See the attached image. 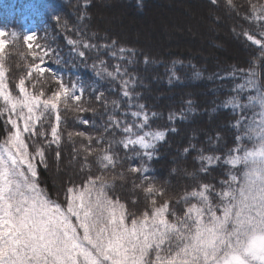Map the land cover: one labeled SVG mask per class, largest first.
<instances>
[{
    "label": "snow or ice",
    "instance_id": "6c2138e0",
    "mask_svg": "<svg viewBox=\"0 0 264 264\" xmlns=\"http://www.w3.org/2000/svg\"><path fill=\"white\" fill-rule=\"evenodd\" d=\"M209 3L219 7L221 0ZM223 4L229 15L235 13L253 27L255 34L241 26L237 35L259 51L247 70L234 68L228 74L240 83L232 89L235 95L219 105L236 117L234 146L223 157L206 155L195 144L183 149L185 155L196 151L200 173L209 174L221 166L227 169L226 178L219 190L200 182L178 198L157 185L149 175V162L185 114L170 112L172 127L153 129L150 121L158 114L139 102L137 77L129 71L134 49L115 40L98 44L87 39L86 33L81 36L87 19L82 11L81 26L75 29L79 38L66 37L72 46L67 60L47 41V28L43 43L37 31L25 32L23 42L33 63L12 88L5 50L19 40L20 33L0 27V264H264V77L258 71L264 67V4L249 0L250 14L241 13L234 0H223ZM33 11L39 14L35 6ZM53 19L67 30L60 16ZM104 54L114 61L111 68ZM149 62L145 56L144 63ZM52 64H83L95 80L89 84L78 72L58 71ZM191 67L199 77L201 73ZM169 71L170 80L178 79L174 67ZM73 75L75 79L68 83L65 77ZM105 79L109 87H98ZM49 80L56 87L47 93L43 85ZM37 84L42 87L37 89ZM117 84L119 99H109L117 93ZM93 99L107 115L99 125L101 134L67 132V141L73 144L72 160L87 177L69 185L63 200L53 199L41 187L38 169L48 167V152L54 151L60 160L66 113L95 115ZM77 122L93 131L98 127L95 119L78 116ZM76 138H80L78 147ZM133 160L140 163H128L126 171L140 181L132 183L144 193L142 210L110 194L117 180L127 179L125 161ZM188 175L198 179L196 173ZM136 203L134 199L132 205ZM180 205L183 208L178 212Z\"/></svg>",
    "mask_w": 264,
    "mask_h": 264
},
{
    "label": "trees",
    "instance_id": "16d2710c",
    "mask_svg": "<svg viewBox=\"0 0 264 264\" xmlns=\"http://www.w3.org/2000/svg\"><path fill=\"white\" fill-rule=\"evenodd\" d=\"M162 1H174L191 3L193 8L202 10L201 19L207 14V18L215 25L223 26L221 32L227 36L232 44L239 48V53L232 51L230 43H223L225 52L219 49L220 43L213 39L209 42L208 50L199 51L187 44L181 43L174 46H161L157 49H147L137 42L130 41L128 31H118L126 39H122L117 32H112L102 28V23L97 20L106 9L119 7L130 10V15L138 19L143 17L149 9H155ZM85 2L87 7L85 8ZM257 5L264 4V0H251ZM241 13H249V0H234ZM36 7L39 14L33 11ZM82 11L87 14L84 20L81 36H85L92 42L98 44L117 41L118 45L134 49L136 56L134 63L129 67L137 77L136 92L140 94V103L145 104L149 111L158 114V118L150 121L153 129H170L172 125L168 121L170 112H184L185 119H177L175 122V132L169 131L163 143L159 144L156 150V156L149 162V175L155 177L158 186L167 189L172 196L179 197L185 190H191V187L200 183H210L217 190L220 188V181L226 178V167L216 166L209 170V174L200 173L199 163L195 157V150H191L187 155L183 153L185 147L195 144L197 148L203 149L206 155H220L223 157L228 150L234 146V129L236 117L232 115L231 109L222 108L219 105L228 96L235 95L232 92L235 84L240 83L238 79L234 80L228 74L235 69L247 70L258 53V48L247 41L243 35H237L241 32V26L253 32V27L235 13L229 15L226 11L223 0L220 6H212L209 0H0V27L8 31L15 30L20 33L19 40L15 44H10L6 48L5 65L8 68L9 86L14 88L21 75L27 73L28 66L33 63L29 50L23 42V35L26 31H37L41 42H44L45 28H47V41L60 51V55L67 60L72 48L67 44L66 37L78 39L75 29L80 25L78 16ZM205 14V15H203ZM58 15L61 18L60 23L67 22V30L58 27L53 16ZM211 18V19H210ZM235 28V32L233 29ZM95 33V37L92 34ZM253 34H255L253 32ZM257 38L259 36L257 35ZM225 46V47H224ZM229 47V48H228ZM149 58V63H144V57ZM94 58V57H93ZM111 68L112 59L104 54ZM47 59V58H46ZM92 59L88 63L91 64ZM49 63H52L49 61ZM192 65L201 75L194 76ZM54 69L67 73L78 72L79 75L89 84L93 83L95 77L90 68H85L83 64L73 67L71 64L63 66L52 64ZM174 67L178 79H169ZM262 77H264V67L259 68ZM48 76V73H45ZM224 76L225 79H220ZM66 81L71 83L75 76H66ZM31 84V82L26 81ZM47 93L56 87L55 82L49 80L47 85H43ZM101 88L109 87V82L105 79L97 85ZM37 89L42 87L37 84ZM117 93L109 95V99H119V85H115ZM35 90V89H31ZM46 93V94H47ZM190 102V103H189ZM92 106L96 108L95 115L92 112L75 113L67 112V129L64 132V141L61 144V156L57 161L55 152L46 153L48 157V167H40L39 181L41 187L46 189L49 196L53 199L63 200V193L66 188L73 184L82 183L86 177V172L80 171L77 161L72 160L73 144L67 141V132L85 131L99 136L101 131L99 125L106 121L107 115L103 107L92 100ZM111 109H109L110 111ZM84 119H95L97 130L93 131L91 126H86L77 122V117ZM0 136H3V124L0 121ZM217 137H220L217 141ZM211 141V142H210ZM77 147L80 138H76ZM86 143V141H85ZM123 155L122 149H117ZM128 163L138 164L140 161H125L123 168L127 179L123 182L117 180L113 192L115 196L129 205L130 208H139L142 210L144 204V193L141 189L133 188V180L140 183L132 174L126 171ZM121 169L118 167L117 171ZM196 173L197 180L188 175ZM136 200V205L132 201ZM183 205L177 207V211H182Z\"/></svg>",
    "mask_w": 264,
    "mask_h": 264
},
{
    "label": "rangeland",
    "instance_id": "374dc122",
    "mask_svg": "<svg viewBox=\"0 0 264 264\" xmlns=\"http://www.w3.org/2000/svg\"><path fill=\"white\" fill-rule=\"evenodd\" d=\"M195 7L197 5L191 6L189 2L162 1L155 9H149L138 19L130 15V10L112 7L106 9L97 20L107 31H128L130 41L137 42L150 50L161 46L176 47L184 43L199 51H205L209 48L207 43L209 44L213 39L220 43L218 50L220 49L222 53L225 52L223 43H230L232 51L238 52L239 48L221 32L223 26L213 24L207 18V14L202 20L201 13L205 12L199 8L192 10ZM120 32L118 35L128 40Z\"/></svg>",
    "mask_w": 264,
    "mask_h": 264
}]
</instances>
